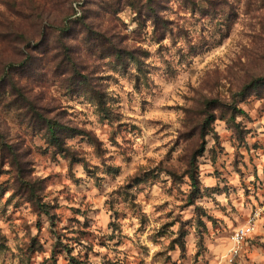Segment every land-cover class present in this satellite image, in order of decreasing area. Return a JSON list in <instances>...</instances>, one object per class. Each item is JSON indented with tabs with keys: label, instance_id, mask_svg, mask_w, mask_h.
I'll return each instance as SVG.
<instances>
[{
	"label": "rangeland",
	"instance_id": "374dc122",
	"mask_svg": "<svg viewBox=\"0 0 264 264\" xmlns=\"http://www.w3.org/2000/svg\"><path fill=\"white\" fill-rule=\"evenodd\" d=\"M0 264H264V0H0Z\"/></svg>",
	"mask_w": 264,
	"mask_h": 264
},
{
	"label": "trees",
	"instance_id": "16d2710c",
	"mask_svg": "<svg viewBox=\"0 0 264 264\" xmlns=\"http://www.w3.org/2000/svg\"><path fill=\"white\" fill-rule=\"evenodd\" d=\"M148 6V4H147ZM151 9V8H149ZM152 12V11H151ZM153 18V20H156L157 19V15H155L153 12L152 14H150ZM215 117L213 116H210L207 121H208V124L210 123H213L215 121ZM48 132L50 133V137L53 141H58V138L55 136V132H54V128H52L51 126H49V129H48ZM206 134H202L201 137H205ZM201 151H199V154L196 155L193 159H191V162L189 163V169L187 171V177L191 183V187L194 189V190H197L198 188V182H197V179H198V176H197V167H196V159L200 156V153L203 152V148L201 147ZM28 185V184H27ZM28 187H30L28 185ZM36 207L39 209V210H42L44 211L45 214H48L47 210H48V206L47 205H39L37 204Z\"/></svg>",
	"mask_w": 264,
	"mask_h": 264
},
{
	"label": "built area",
	"instance_id": "2783aa9c",
	"mask_svg": "<svg viewBox=\"0 0 264 264\" xmlns=\"http://www.w3.org/2000/svg\"><path fill=\"white\" fill-rule=\"evenodd\" d=\"M252 232L253 226L251 224L240 227L233 232L230 238L231 244L226 253L228 259L239 256L243 244L250 238Z\"/></svg>",
	"mask_w": 264,
	"mask_h": 264
}]
</instances>
